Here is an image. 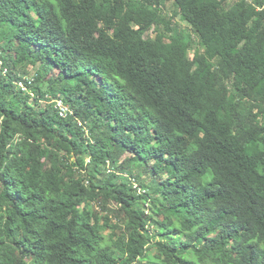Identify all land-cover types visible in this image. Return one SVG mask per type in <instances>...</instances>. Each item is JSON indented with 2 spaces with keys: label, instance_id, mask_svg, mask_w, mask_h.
<instances>
[{
  "label": "trees",
  "instance_id": "16d2710c",
  "mask_svg": "<svg viewBox=\"0 0 264 264\" xmlns=\"http://www.w3.org/2000/svg\"><path fill=\"white\" fill-rule=\"evenodd\" d=\"M0 264H264V0H0Z\"/></svg>",
  "mask_w": 264,
  "mask_h": 264
},
{
  "label": "rangeland",
  "instance_id": "374dc122",
  "mask_svg": "<svg viewBox=\"0 0 264 264\" xmlns=\"http://www.w3.org/2000/svg\"><path fill=\"white\" fill-rule=\"evenodd\" d=\"M224 1H225V0H224ZM129 19H130V22H132V23H135V22H133V21H136L135 19H133V18H131V17H130ZM176 22H177V24H180L182 27L185 28V30H186L185 32L190 33L189 27H188V25H187L185 22L180 21V19H178V21H176ZM192 55H193V52L191 51V52L189 53V56L192 57ZM4 73H7V71L5 70ZM58 74H59V69H58V68H55L51 75H54L55 77H57ZM34 77H35L34 74L31 75V76H29V78H30L31 80L34 79ZM49 77H50V76H49ZM21 83H22L23 85H21ZM21 83H18L19 87L24 88V87H25V84H24L23 82H21ZM23 90H25V89H23ZM59 105H62L65 109H67V107H68L67 105H65V103H64L63 101H59L58 104H57V108H58L59 111H60V107H59ZM67 113H68V111H67ZM109 169H110L111 171L113 170V169L110 168V167H109ZM110 170H109V172H111ZM166 177H167V174L157 175V176H156V180H162V181H163ZM144 178H145V177H144ZM134 183H135V186H136V187H140V183L135 182V181H134ZM138 189H139L140 191H142L140 188H138ZM81 207H83V206H81ZM115 210H116V207H115L114 205H110V207H108V209H107L106 211H104L102 214H103V215H109V216H112V218H113V225H118L119 227H122V225H121V223H120V221H119V217L117 218V215H114ZM161 218H162V217H161ZM153 229H154V228H153ZM152 231H153V230H152ZM109 232H111V230H109L107 233H109ZM118 233H119V230H118ZM153 233H158V232H157V230H156V231H153ZM155 252H156V249H152L151 252H150V254H151V255H154Z\"/></svg>",
  "mask_w": 264,
  "mask_h": 264
},
{
  "label": "built area",
  "instance_id": "2783aa9c",
  "mask_svg": "<svg viewBox=\"0 0 264 264\" xmlns=\"http://www.w3.org/2000/svg\"><path fill=\"white\" fill-rule=\"evenodd\" d=\"M21 85L23 84L21 83ZM23 89H26V88L24 87ZM59 107H60V115L63 117H66L68 114L67 111L69 112V108L67 107V109H65L62 105H59Z\"/></svg>",
  "mask_w": 264,
  "mask_h": 264
}]
</instances>
